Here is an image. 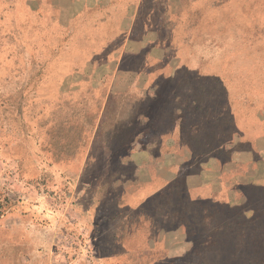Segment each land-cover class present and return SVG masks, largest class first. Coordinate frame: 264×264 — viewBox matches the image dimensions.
Returning a JSON list of instances; mask_svg holds the SVG:
<instances>
[{
	"label": "rangeland",
	"instance_id": "obj_1",
	"mask_svg": "<svg viewBox=\"0 0 264 264\" xmlns=\"http://www.w3.org/2000/svg\"><path fill=\"white\" fill-rule=\"evenodd\" d=\"M136 1L0 0V264H264V0L203 11L162 138L105 107Z\"/></svg>",
	"mask_w": 264,
	"mask_h": 264
},
{
	"label": "crops",
	"instance_id": "obj_2",
	"mask_svg": "<svg viewBox=\"0 0 264 264\" xmlns=\"http://www.w3.org/2000/svg\"><path fill=\"white\" fill-rule=\"evenodd\" d=\"M216 4L218 1L214 0H137L132 7L130 6L135 10V14L129 18L125 17L121 23L123 26H128V29L121 48L119 60L121 65L117 70L119 75H128L129 82L125 88L109 92L105 107L112 95L136 94L140 102L139 113L133 115L129 121L147 123L145 129L152 130L154 135L157 134L162 138L163 123L176 120L174 114H179L182 107L178 97L171 96L175 94L174 87L166 92L163 89L166 79L171 80L178 75L175 72L176 66L171 60L175 57L192 56L195 41L200 40L199 38L204 35L201 30L197 32L196 38L195 30L198 26L209 23L208 16L203 11L210 10ZM194 27L196 29H193ZM175 84L177 82H174ZM165 108H168L167 111ZM172 110L174 114L171 113ZM137 127L129 125L127 129L134 130ZM173 132L175 133V130ZM173 132L171 133L174 134ZM131 144L127 149L131 155L150 153L160 156L164 153L177 152V148L162 144L147 143L141 148ZM141 171H144V168ZM163 179L164 176L160 173L145 179L140 185L145 186V191L154 189L152 192L157 193L161 189Z\"/></svg>",
	"mask_w": 264,
	"mask_h": 264
}]
</instances>
